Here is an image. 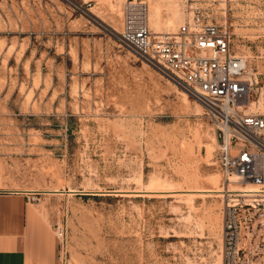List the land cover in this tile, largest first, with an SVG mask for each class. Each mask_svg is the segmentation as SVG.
<instances>
[{
    "label": "rangeland",
    "instance_id": "rangeland-1",
    "mask_svg": "<svg viewBox=\"0 0 264 264\" xmlns=\"http://www.w3.org/2000/svg\"><path fill=\"white\" fill-rule=\"evenodd\" d=\"M129 1L0 0V191L32 194L57 264H226L225 196L203 193L225 185L214 128L120 44ZM155 5V35L195 14L228 28L252 74L246 111L264 116V0ZM260 249L235 264H264Z\"/></svg>",
    "mask_w": 264,
    "mask_h": 264
},
{
    "label": "built area",
    "instance_id": "built-area-1",
    "mask_svg": "<svg viewBox=\"0 0 264 264\" xmlns=\"http://www.w3.org/2000/svg\"><path fill=\"white\" fill-rule=\"evenodd\" d=\"M118 41L203 107L216 135L215 162L225 179V262L259 258L264 245V116L246 111L252 74L246 59L231 51L230 31L195 14L175 33L155 35L148 25V0H132L124 7ZM230 178H235L232 184L258 189L230 192ZM56 234L62 248L63 229Z\"/></svg>",
    "mask_w": 264,
    "mask_h": 264
},
{
    "label": "crops",
    "instance_id": "crops-1",
    "mask_svg": "<svg viewBox=\"0 0 264 264\" xmlns=\"http://www.w3.org/2000/svg\"><path fill=\"white\" fill-rule=\"evenodd\" d=\"M29 191H0V264H57L52 235Z\"/></svg>",
    "mask_w": 264,
    "mask_h": 264
},
{
    "label": "bare ground",
    "instance_id": "bare-ground-1",
    "mask_svg": "<svg viewBox=\"0 0 264 264\" xmlns=\"http://www.w3.org/2000/svg\"><path fill=\"white\" fill-rule=\"evenodd\" d=\"M153 12H152V9L148 8V25H149V22L151 24V21L153 19V14L156 17V20L159 19V9H158V7L156 5L154 6V11ZM157 32H159V31L157 30ZM159 33H161V32H159ZM233 181H235V178H230V182L231 183L228 185V189H229L230 192H240V191L253 192V191H256L258 189L257 187H255L253 185H250V184H245L244 186H240V185H237V184H232ZM249 187H251V189H249ZM162 192H160V191H151L150 193L158 194V193H162ZM222 192H223V190H221V189H215V190H212V191H204L203 193L214 194L215 196L219 197V196H221ZM222 197H224L223 194H222Z\"/></svg>",
    "mask_w": 264,
    "mask_h": 264
}]
</instances>
